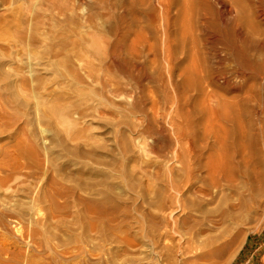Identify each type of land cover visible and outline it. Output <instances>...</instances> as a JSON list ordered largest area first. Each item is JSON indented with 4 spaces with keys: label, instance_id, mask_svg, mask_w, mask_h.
<instances>
[{
    "label": "rangeland",
    "instance_id": "rangeland-1",
    "mask_svg": "<svg viewBox=\"0 0 264 264\" xmlns=\"http://www.w3.org/2000/svg\"><path fill=\"white\" fill-rule=\"evenodd\" d=\"M182 1L0 0V264H259L264 178L208 205L181 159L198 137L260 138L264 73L230 63ZM224 1L213 21L241 9L264 46V0ZM194 44L205 79L241 90L203 84L245 101L228 124L200 122L198 92L178 91Z\"/></svg>",
    "mask_w": 264,
    "mask_h": 264
},
{
    "label": "bare ground",
    "instance_id": "bare-ground-1",
    "mask_svg": "<svg viewBox=\"0 0 264 264\" xmlns=\"http://www.w3.org/2000/svg\"><path fill=\"white\" fill-rule=\"evenodd\" d=\"M215 2L221 6L225 5L224 0H215ZM240 10L238 9V13L232 17V26L226 27L227 24L224 21H222L221 26L213 21L215 10L209 0L182 1L183 20L185 22L197 21L205 31L204 40L213 39V46L220 44L224 47L230 63L235 64L241 70H251L257 76L256 78L262 79L264 62L257 61L248 53L250 49L254 48L264 52V46L255 42L254 34L241 30L246 26L243 24ZM183 34L185 36L191 33L189 29H185ZM173 37L171 34H166V39ZM171 52V48L168 47V57H171ZM200 54L201 52L194 44V48L191 50L192 63L190 69L186 71V77L182 84L177 86L178 91L186 102L189 100L187 98L188 93L198 92L197 114L200 122L210 125L215 122L228 124L237 116L233 114L236 103L241 108L245 101L240 98L234 105L233 101L237 99L236 97L224 100L214 90H208V88L213 86L223 92L229 90L238 94L241 90L232 84L231 76L226 79L223 78L220 86H217L219 80H216L213 75L205 79L202 73L203 66L200 62L202 61ZM204 83L207 84L208 88L203 87ZM189 118L191 115L186 112L184 119L189 121ZM234 133L233 129L228 131L229 135ZM198 138L197 150L192 159L190 158L191 162L184 156L181 159L186 176L197 179V182L192 186V192L195 196L199 197L205 204L210 205L215 200V196L213 197L215 192H228L230 195H235L241 184L245 182L251 193L253 192L254 196L258 195L263 182L261 180L264 178V132L260 134L258 140L252 136H242L241 138L230 136L214 138L213 140L204 137ZM207 198L208 200H206ZM185 216L188 214L186 213ZM232 242L227 241L223 246L224 251L220 249L218 253L227 252L232 246ZM178 263L183 264V260L178 261ZM259 264H264V254L260 258Z\"/></svg>",
    "mask_w": 264,
    "mask_h": 264
}]
</instances>
